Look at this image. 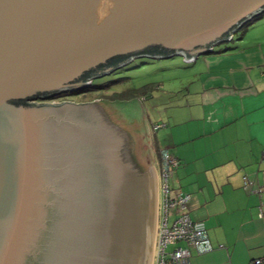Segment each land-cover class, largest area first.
Segmentation results:
<instances>
[{"label": "water", "instance_id": "95a60500", "mask_svg": "<svg viewBox=\"0 0 264 264\" xmlns=\"http://www.w3.org/2000/svg\"><path fill=\"white\" fill-rule=\"evenodd\" d=\"M264 0H0V264H152V167L94 102L140 57L196 59Z\"/></svg>", "mask_w": 264, "mask_h": 264}, {"label": "crops", "instance_id": "0c3cea01", "mask_svg": "<svg viewBox=\"0 0 264 264\" xmlns=\"http://www.w3.org/2000/svg\"><path fill=\"white\" fill-rule=\"evenodd\" d=\"M245 35L188 62L184 100L150 120L153 154L157 146L176 157L171 186L190 194L187 212L215 246L190 264H253L264 255V191H254L264 184V37Z\"/></svg>", "mask_w": 264, "mask_h": 264}, {"label": "rangeland", "instance_id": "374dc122", "mask_svg": "<svg viewBox=\"0 0 264 264\" xmlns=\"http://www.w3.org/2000/svg\"><path fill=\"white\" fill-rule=\"evenodd\" d=\"M245 32L246 35L244 38L246 39L249 37H264V13L247 21L240 29L233 33V39L215 45V48L236 44L239 36H242ZM213 50L214 47L211 51ZM190 67L191 65L185 62L181 56H173L166 59L140 57L110 74L93 79L95 84H106L111 80L119 79L118 82L109 86L111 87L109 89L108 87L106 89H97L91 86L83 90L60 94L52 98V101L55 103L66 100L73 103L91 101L100 104L110 120L120 128L119 138L122 142V148L126 150V155H138L144 157L149 162L152 167L154 187V239L158 224L157 217L160 213L161 184L158 174V164H155V158H158V156L156 152L153 154V145L157 144L158 139L155 138L156 134L152 133L153 125L150 120L156 118V113H166L167 109H171L173 102H182L184 100L183 95H185L186 89L181 87L187 83ZM156 83L160 84L161 87L159 93L155 90L157 86L154 88ZM145 84L152 86L149 90L153 94H146L147 97L141 103L138 101L145 94H141L138 98L123 100L122 102L119 100H111L106 96L110 94L109 91L112 92L110 89L120 92L139 90ZM171 182L169 180L170 185ZM173 246L170 244L168 249L173 248Z\"/></svg>", "mask_w": 264, "mask_h": 264}, {"label": "built area", "instance_id": "2783aa9c", "mask_svg": "<svg viewBox=\"0 0 264 264\" xmlns=\"http://www.w3.org/2000/svg\"><path fill=\"white\" fill-rule=\"evenodd\" d=\"M230 39H233L231 34ZM192 62L195 59H185ZM264 75V72H262ZM147 95L140 97L144 100ZM156 125L155 127H157ZM158 174L160 180L161 204L157 217L152 264H190L193 253H205L215 246L210 242L207 230L200 221L193 220L187 212L188 192L171 189L169 179L177 167V159L166 148H159ZM244 186L252 185V181L242 176ZM254 191L260 195L264 184H259ZM261 215V210L259 211ZM174 245L168 249L169 245ZM218 244L217 247H222ZM253 264H264V255L253 259Z\"/></svg>", "mask_w": 264, "mask_h": 264}, {"label": "trees", "instance_id": "16d2710c", "mask_svg": "<svg viewBox=\"0 0 264 264\" xmlns=\"http://www.w3.org/2000/svg\"><path fill=\"white\" fill-rule=\"evenodd\" d=\"M215 48V47H214ZM188 63V62H187ZM122 67V66H121ZM121 67H119V68H121ZM116 69H118V68H116ZM115 69V70H116ZM114 70V71H115ZM119 81V79L117 80H111V81H109L108 83H106V84H104V83H100V84H95L94 83V80H92L91 81V83H90V85L88 86V87H91V86H93V87H95V88H97V89H106L107 87H108V89L109 88H111V87H109V86H111V85H113V84H115L116 82H118ZM154 86V85H153ZM157 86V88H158V85H157V83L155 84V86H154V88ZM87 87V88H88ZM152 86L151 85H149V84H145L141 89H139V90H126V91H113V89H110V90H112V92L111 91H109L110 92V94H108V95H106V96H108L111 100H119V101H126L127 99H131V98H138L141 94H148V95H151V92H150V88H151ZM168 150V149H167ZM155 152H156V154H157V156L159 157V149L157 148V146L155 147ZM168 152H169V150H168ZM170 153V152H169ZM177 162H178V160H177ZM177 166H178V164H177ZM177 168V167H176ZM172 177H173V175H172ZM172 177L169 179V180H171L172 179ZM170 187H171V189H172V186L170 185ZM175 189H179V188H175ZM181 190V189H180Z\"/></svg>", "mask_w": 264, "mask_h": 264}, {"label": "flooded vegetation", "instance_id": "af4514ba", "mask_svg": "<svg viewBox=\"0 0 264 264\" xmlns=\"http://www.w3.org/2000/svg\"><path fill=\"white\" fill-rule=\"evenodd\" d=\"M54 98V97H53ZM49 101H52V99L51 100H49ZM64 101H66V100H64Z\"/></svg>", "mask_w": 264, "mask_h": 264}]
</instances>
